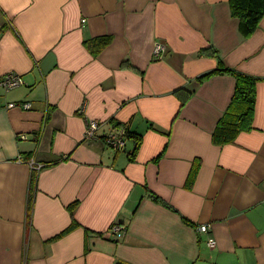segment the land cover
Here are the masks:
<instances>
[{"label":"crops","instance_id":"crops-1","mask_svg":"<svg viewBox=\"0 0 264 264\" xmlns=\"http://www.w3.org/2000/svg\"><path fill=\"white\" fill-rule=\"evenodd\" d=\"M221 65L262 80L252 130L217 146L236 80H198ZM9 73L25 84L0 88V264H264V17L246 37L230 0H0Z\"/></svg>","mask_w":264,"mask_h":264},{"label":"trees","instance_id":"trees-1","mask_svg":"<svg viewBox=\"0 0 264 264\" xmlns=\"http://www.w3.org/2000/svg\"><path fill=\"white\" fill-rule=\"evenodd\" d=\"M230 4L232 15L238 18L241 23L242 33L244 36L249 37L256 31L260 21L264 17V0H230ZM111 42L112 38L110 36H103L85 42V46L94 56H98ZM223 73L232 75L236 80V86L231 103L212 134V141L217 146L229 144L241 132L252 130L256 104V85L262 80L261 78L231 70L221 65L214 72L200 77L198 81L201 82L214 74ZM134 137L138 146L142 137L140 135L130 136V138ZM198 168L199 164L193 166L187 181V187L192 186ZM33 179L35 180L34 176L32 177V182ZM27 209L31 212L32 204L30 196L28 198ZM75 228H77V224L72 223L65 232H70Z\"/></svg>","mask_w":264,"mask_h":264},{"label":"built area","instance_id":"built-area-1","mask_svg":"<svg viewBox=\"0 0 264 264\" xmlns=\"http://www.w3.org/2000/svg\"><path fill=\"white\" fill-rule=\"evenodd\" d=\"M166 53V47L162 43H156L154 46V56L156 58H161V56ZM25 84V81L23 80L22 76L16 73H9L2 77H0V88L3 89L5 92H9L11 90H14L16 88H19ZM19 105L15 103L8 104V108H15ZM21 108L28 110L31 108L30 103H24L20 105ZM100 124L99 122L95 120H91L88 122L86 126L85 131V139L90 140L93 139L95 136L96 131L98 130ZM106 143L108 145L114 146L119 149H125L126 148V138L124 132L119 134H110L106 137ZM210 229L209 225H200L198 227L199 232L201 233H208ZM110 233L113 235H119L122 236L124 234V227L115 224L111 227ZM209 246L211 248H214L216 246L215 240H209L208 242Z\"/></svg>","mask_w":264,"mask_h":264},{"label":"rangeland","instance_id":"rangeland-1","mask_svg":"<svg viewBox=\"0 0 264 264\" xmlns=\"http://www.w3.org/2000/svg\"><path fill=\"white\" fill-rule=\"evenodd\" d=\"M7 108H8V106H7Z\"/></svg>","mask_w":264,"mask_h":264}]
</instances>
